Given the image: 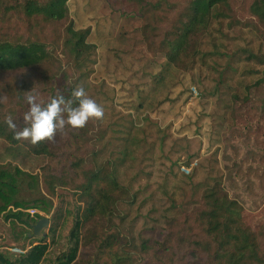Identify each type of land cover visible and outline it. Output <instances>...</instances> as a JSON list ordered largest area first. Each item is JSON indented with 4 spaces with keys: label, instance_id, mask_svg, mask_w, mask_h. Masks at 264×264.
Listing matches in <instances>:
<instances>
[{
    "label": "rangeland",
    "instance_id": "obj_1",
    "mask_svg": "<svg viewBox=\"0 0 264 264\" xmlns=\"http://www.w3.org/2000/svg\"><path fill=\"white\" fill-rule=\"evenodd\" d=\"M243 1L232 2L244 6ZM114 2H68L76 27L90 28L88 41L95 45L88 67L76 76L77 86L104 108L102 119L91 120L96 139L78 145L66 125L47 141L50 154L42 155L0 140V180L15 185V191L3 186L11 203L0 210V252L11 261L42 239L49 249L41 264H58L74 246L70 233L76 207H83L78 193L63 186L51 194L43 174H66L77 155L85 156V166L116 175L129 199L114 222L138 247L169 232L191 235L203 192L217 181L243 207L252 229L264 230V65L245 54H264V34L247 27L248 16L240 13L233 28L229 20L215 22L213 36L201 40V55L187 66L170 65L157 48V29L151 30L161 10ZM32 79L23 72L0 73V109L10 113L24 104L21 85ZM67 178H76L75 172ZM14 201L26 205L23 221L6 219L16 211ZM5 203L0 197V209ZM39 217L50 219L44 237L34 235L36 224L26 223ZM92 229H81L74 264H94L96 246L85 242ZM140 250L136 264L157 263L154 254L143 260ZM192 259L205 264L197 253Z\"/></svg>",
    "mask_w": 264,
    "mask_h": 264
},
{
    "label": "trees",
    "instance_id": "obj_2",
    "mask_svg": "<svg viewBox=\"0 0 264 264\" xmlns=\"http://www.w3.org/2000/svg\"><path fill=\"white\" fill-rule=\"evenodd\" d=\"M107 1L142 9L155 4L157 11L161 10L157 14V27L153 25L151 30L157 29V48L166 52L170 65L187 66L190 59L201 55V40L205 36H213L215 22L229 20V27L233 28L241 21L240 13L248 16L244 18L248 22L247 27L264 34V0H244V6L233 3V0ZM68 2L0 0V73H26L33 79L23 83L21 90L30 91L34 87L45 103L56 95L70 94L71 89L77 86L76 74L88 67L95 50V45L88 41L91 29L76 27ZM245 52L249 62L264 65V54L248 49ZM249 97L245 96L244 101ZM28 107L25 101L10 113L0 109V140L12 145L24 144L38 155L50 154L48 140L35 145L28 140H17L15 131L8 127L7 119L11 116L17 125L16 130L22 129L25 126L23 114ZM91 120L83 128L70 126L78 145L87 146L96 139ZM83 158L85 156L77 155L71 161L72 169L66 174L63 171L60 175L48 171L43 174L51 194L58 187H70L77 191V201L83 205L76 207V215L74 211H68L75 215L70 233L75 244L58 264L77 261L81 229L88 224L93 226L91 238L83 241L96 246L94 264H136L140 248L143 260L154 254L156 264H195L193 253L199 254L205 264H264V230L252 229L245 219L243 207L228 197L221 181L203 192L191 235L169 232L162 241L145 239L138 247L134 239L122 237L123 229L114 222L115 218L122 216L120 205L129 199L128 194L113 172L104 167H88L90 163L85 166ZM71 172H75L76 178L68 180ZM0 176L5 178V173L0 172ZM9 178L17 181L13 175ZM3 186L15 191V185L0 180V197L6 202L0 210L6 211L11 201ZM37 203L38 200L35 206ZM12 205L16 211L10 210L6 219L23 221L25 203L14 201ZM30 220L26 223L31 226L39 221ZM42 240L16 261L0 252V264H41L49 249L45 239Z\"/></svg>",
    "mask_w": 264,
    "mask_h": 264
},
{
    "label": "clouds",
    "instance_id": "obj_3",
    "mask_svg": "<svg viewBox=\"0 0 264 264\" xmlns=\"http://www.w3.org/2000/svg\"><path fill=\"white\" fill-rule=\"evenodd\" d=\"M25 100L29 106L23 114L25 126L16 130L17 125L11 116L7 124L15 131L17 140H28L33 145L52 140L66 125L83 128L90 119L100 120L104 116L102 105L91 98L83 86L72 88L68 96L56 95L47 103L33 87L26 91Z\"/></svg>",
    "mask_w": 264,
    "mask_h": 264
},
{
    "label": "water",
    "instance_id": "obj_4",
    "mask_svg": "<svg viewBox=\"0 0 264 264\" xmlns=\"http://www.w3.org/2000/svg\"><path fill=\"white\" fill-rule=\"evenodd\" d=\"M50 223V219L43 218L34 226V235L36 237H44L45 233L43 232V229L47 227Z\"/></svg>",
    "mask_w": 264,
    "mask_h": 264
},
{
    "label": "built area",
    "instance_id": "obj_5",
    "mask_svg": "<svg viewBox=\"0 0 264 264\" xmlns=\"http://www.w3.org/2000/svg\"><path fill=\"white\" fill-rule=\"evenodd\" d=\"M36 213V210L35 211H32V214L34 215Z\"/></svg>",
    "mask_w": 264,
    "mask_h": 264
}]
</instances>
